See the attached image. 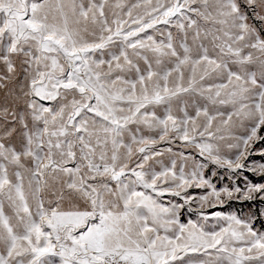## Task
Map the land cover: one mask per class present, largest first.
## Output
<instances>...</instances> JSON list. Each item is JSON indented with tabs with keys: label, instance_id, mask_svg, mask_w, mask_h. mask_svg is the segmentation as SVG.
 Wrapping results in <instances>:
<instances>
[{
	"label": "snow or ice",
	"instance_id": "obj_1",
	"mask_svg": "<svg viewBox=\"0 0 264 264\" xmlns=\"http://www.w3.org/2000/svg\"><path fill=\"white\" fill-rule=\"evenodd\" d=\"M0 264H264V0H0Z\"/></svg>",
	"mask_w": 264,
	"mask_h": 264
},
{
	"label": "rangeland",
	"instance_id": "obj_2",
	"mask_svg": "<svg viewBox=\"0 0 264 264\" xmlns=\"http://www.w3.org/2000/svg\"><path fill=\"white\" fill-rule=\"evenodd\" d=\"M251 159L259 160L260 158L259 156H253ZM244 175H246L253 182H258L260 180V178L253 176L251 173H245ZM238 182L240 186L243 187V178H240ZM216 210L223 211L225 214L235 213V214L244 215L248 212V206H247V202H245L244 204L238 202H231L230 205H226L223 209H212L210 211H216ZM185 218H187V215ZM192 218L195 219L196 217L193 215Z\"/></svg>",
	"mask_w": 264,
	"mask_h": 264
}]
</instances>
